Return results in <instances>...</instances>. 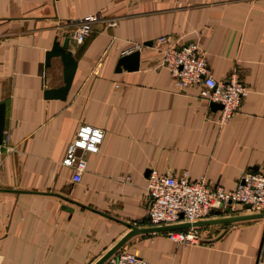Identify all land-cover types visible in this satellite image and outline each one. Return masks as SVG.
<instances>
[{
    "label": "crops",
    "instance_id": "1",
    "mask_svg": "<svg viewBox=\"0 0 264 264\" xmlns=\"http://www.w3.org/2000/svg\"><path fill=\"white\" fill-rule=\"evenodd\" d=\"M92 13L75 42L77 21ZM64 36L73 76L64 99H45L62 76L57 58L43 66L44 54ZM158 37L194 44L215 82L231 72L242 81L247 92L225 125L200 87H174ZM134 50L137 68L116 69ZM0 102V264H94L128 224L139 231L112 255L264 264V217L192 227L199 242L176 243L149 223L144 189L150 169L230 190L264 166V0H0ZM80 123L103 137L72 183L59 162ZM248 214L234 205L206 219Z\"/></svg>",
    "mask_w": 264,
    "mask_h": 264
},
{
    "label": "built area",
    "instance_id": "2",
    "mask_svg": "<svg viewBox=\"0 0 264 264\" xmlns=\"http://www.w3.org/2000/svg\"><path fill=\"white\" fill-rule=\"evenodd\" d=\"M98 18L92 13L79 19L70 38L81 42L90 32V23ZM108 25H114L109 21ZM68 36V37H69ZM155 42L164 45L161 64L167 68L176 89L189 85L200 87L199 95L207 102L218 103L217 122L225 125L237 110L247 89L235 72L224 82H215L207 73L202 54L192 44L171 45L165 37ZM102 130L96 126L80 123L69 141L59 164L69 171V180L77 183L85 169V155L97 153L102 141ZM4 146L0 142V155ZM145 215L151 225L165 226L193 223L234 205L246 206L254 213L264 212V166L246 173L230 190L211 187L202 177L191 180L186 171L180 176L169 172L157 173L150 169L145 179ZM167 238L176 243H198V234L192 227L166 231ZM102 264H149L129 252H119L106 258Z\"/></svg>",
    "mask_w": 264,
    "mask_h": 264
},
{
    "label": "water",
    "instance_id": "3",
    "mask_svg": "<svg viewBox=\"0 0 264 264\" xmlns=\"http://www.w3.org/2000/svg\"><path fill=\"white\" fill-rule=\"evenodd\" d=\"M68 36H64L61 42L53 41L50 48L44 54V62L43 66L46 68L50 65L51 58H57L58 62L61 65V76H62V84L58 87L44 89L43 97L45 99H64L67 90L69 88L73 72L75 69V60L73 59L70 51L67 49L68 45ZM149 44V43H146ZM138 63V51L134 50L127 54H124L119 57L116 62V69H126V70H135L137 68ZM209 107L212 110L220 109L221 106L218 103H209ZM3 119H4V104L0 102V142L2 140V131H3ZM149 172V171H147ZM264 217V212L241 215V216H231V217H223L218 219H203L198 220L193 223H178L174 225H165L155 228L156 230H175V229H184L189 227H196L201 225L213 224L218 222H229L236 221L241 219H249V218H259ZM131 230L129 233L125 234L119 241H117L104 255H102L94 264H102V262L111 256L115 250L132 234L137 233L139 231L138 228L127 225Z\"/></svg>",
    "mask_w": 264,
    "mask_h": 264
}]
</instances>
